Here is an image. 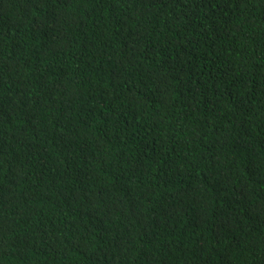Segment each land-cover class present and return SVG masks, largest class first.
Returning <instances> with one entry per match:
<instances>
[{
    "label": "trees",
    "instance_id": "16d2710c",
    "mask_svg": "<svg viewBox=\"0 0 264 264\" xmlns=\"http://www.w3.org/2000/svg\"><path fill=\"white\" fill-rule=\"evenodd\" d=\"M0 264H264V0H0Z\"/></svg>",
    "mask_w": 264,
    "mask_h": 264
}]
</instances>
